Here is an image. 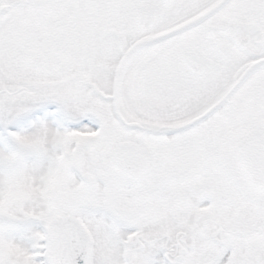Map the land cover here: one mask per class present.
Listing matches in <instances>:
<instances>
[{"label": "snow or ice", "instance_id": "1", "mask_svg": "<svg viewBox=\"0 0 264 264\" xmlns=\"http://www.w3.org/2000/svg\"><path fill=\"white\" fill-rule=\"evenodd\" d=\"M0 264H264V0H0Z\"/></svg>", "mask_w": 264, "mask_h": 264}]
</instances>
